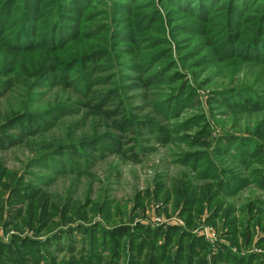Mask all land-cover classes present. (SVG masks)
<instances>
[{"label": "trees", "instance_id": "16d2710c", "mask_svg": "<svg viewBox=\"0 0 264 264\" xmlns=\"http://www.w3.org/2000/svg\"><path fill=\"white\" fill-rule=\"evenodd\" d=\"M99 1L0 0V99L8 92H13L18 86L26 85L29 82L30 76L33 75L24 69L22 77L18 81L14 80L12 69L21 67L18 63L13 66L16 63L13 60L14 58L17 59L19 56L32 54L40 58L51 54L46 57L52 58L56 55L59 59L57 60L53 57V65L48 67L55 69V71L51 72L50 86L56 85L55 83L58 85L64 84L67 88H72L73 92L75 91V93L82 97L84 95L89 97L87 101L72 102L70 104H83L88 111H94V114H86L85 116H93L95 123H99L101 118L108 120L118 117L124 110H119L122 102L108 104L112 92L105 91L97 94L96 83H94L95 78H90L87 71L82 69V67L89 68L91 65L103 66L105 62L112 58V52H106L110 51V48L103 47V51L100 52L93 51V49L89 51L83 49L76 58H74L75 55L73 53L69 54V50H72L78 43L88 40L82 38V36H85L86 31V27L81 30L83 20H80L79 23L77 19L80 18L79 16L82 13H96L97 8L95 4ZM142 1L145 0L108 1L111 3V22L113 23L115 20V24H118L121 21L118 25L119 27H116L112 31L111 38L122 39V42L130 43L129 50L125 51L123 55L120 54L121 57L129 56L130 61L128 63L119 62V64H124L123 67H127L134 72L149 73V71L154 69L151 68L152 61L158 59L159 53L162 54L165 50L163 48L155 52L160 46L159 42H168L169 40L166 38H153L144 34L154 27V25L163 23V21L161 14H157L158 16L155 17V14L152 12V14L144 16V9H140V7L145 4L150 7L153 3L150 0H146L144 3ZM167 1L161 0L165 8L166 3H168ZM108 2L103 9L105 12H101L107 20L108 17L106 15L109 12ZM175 2L177 5L170 8L174 13H170V17H167V19H176L179 16L180 20L208 21L214 18L210 22H199V24L204 26L202 33L206 37L202 41L205 42L204 52L207 53V57L214 55V51L216 50V46L208 41L215 33L212 30L219 23L221 24L218 28L225 29L222 33V35H225L224 38L219 35L221 40L216 42L219 46L218 53L219 50L222 51V56H220L222 60H218L215 63L216 65L229 67L232 62L239 63V60L243 61L240 58H245L248 61H260L259 63L264 62V0H176ZM238 5L241 6L239 7ZM131 9H135V12L131 13ZM174 9L179 10V12H176ZM118 11H120V14L125 12L126 15L138 13V16L127 17V19L122 18L120 20L116 16V12ZM185 12L188 14L187 16H185ZM254 12L256 14H253ZM206 14L209 15L208 18ZM222 15L226 16V21L224 22L221 20ZM237 15H241L244 18L240 23L236 24L240 29L233 34L231 32L232 29L228 31L229 26L227 23L232 22V19ZM253 15L258 17L257 23L255 22V18H252ZM159 20L160 22H158ZM107 24L104 23L103 27L109 31L112 26H107ZM128 25L130 28L135 29L136 32L133 31V34H129L125 28L121 30L122 27H127ZM169 25L171 27L169 30L174 27L186 28L182 27L183 24L178 21L174 23L170 22ZM232 26L234 27V25ZM94 29L91 28L87 32L92 33ZM102 31L99 30L97 33L102 34ZM97 33L95 32V35ZM174 33L171 32L172 35ZM90 35V39H93L94 34ZM108 40L107 36V42H109ZM256 41L257 43H255ZM144 47L145 49L151 47L154 53L147 55L148 59L141 63L142 65H137L136 61L138 60L136 59L138 58L136 54L139 55V50ZM178 47L182 46L179 44ZM187 53L190 56L195 55L196 60L202 59V54L197 56V52L194 49L188 50ZM100 55L102 57L97 59ZM87 59L91 60L86 62ZM198 61L201 63H197V65H204V63L206 66L211 65L210 62L204 60ZM36 67L38 66H34V68ZM162 72L152 73L146 78L140 76V78H137L138 82L134 81L136 78L130 79V84H127V86L129 87L131 84L132 86L143 84L146 88L150 85L154 86L157 79H159L157 76ZM122 73V75H125L124 72ZM179 75L180 73L175 76V79ZM43 76L45 75H42V72L34 76L36 80H33L32 84H35L32 89L31 84L29 95H27L25 102H14L10 106H7L8 108H0V151L12 146L21 145L22 148L35 153L30 158L29 164L40 168L39 171H31L29 176L24 172L9 168L0 158V225L5 227L7 232L12 229L22 230L23 227L20 228L19 226L26 225L28 228L35 230L36 234H48V236L40 240L35 238V236L28 237L12 234V237L8 241L1 239L0 264H41L42 260L47 262L46 250L49 245H51L53 250H59L62 244L60 242L62 240L59 238L60 235L64 234L65 238H68V241L70 239L75 241L74 236L70 239L69 237L75 231L81 230L86 231L90 236L82 238L79 242L80 248L77 249L75 247V249L79 253L81 252V255L85 253V260H88L87 263L118 264L117 259L121 258V255L129 247L130 256L126 260L127 264H207L205 257H203L207 251V242L193 233L183 231L180 227L165 230L164 228H151L142 224L137 226L139 227L138 229H136L137 227L132 228L128 226V228L110 230L104 228L101 224H97L95 227H90L86 230L84 226H78L77 228H71V226L65 230L64 228H60L61 225L70 223L68 220L71 217L67 215L68 206L76 205L79 207L80 205H87L88 209L89 205L79 202V199L77 201L76 197H68L64 202V207L58 206V201L53 199L57 196L47 194L50 184L56 181V177L66 175L67 173L75 178H82L88 175L89 172L87 170L96 153H99V158L106 151L119 153L118 155L124 157L128 151H132V159L137 160L138 157L134 148L123 149V136L126 137L127 133L136 135L135 129L138 127V122L135 120L131 121V124H128L129 129L126 130L128 131L126 134H115L113 131L107 130L105 132L107 137L105 140L99 139L98 136H96V139L93 137L91 140H84L80 144L73 143L68 138L59 142L50 140L51 130H54V127L58 125L65 115L71 114L68 112L71 106L68 103H57L42 107L40 103L35 105L38 96H34V92L39 86L44 85ZM128 76L133 77L132 74ZM175 79L172 77V80ZM168 80L171 79L168 78ZM185 85L181 83V86L176 90L179 96L171 102V107L176 105L177 110L179 107V111L188 107L191 101V99L187 98L190 95L191 90L188 92L190 86L187 85L186 88ZM27 92L28 90L26 94ZM210 99L212 102L218 104L219 107L224 108L225 111L230 110L234 115L249 114L264 109V93H260L247 85L234 86L225 91H215V94ZM129 122L127 120V123ZM132 124L133 126H131ZM257 124L253 125V129ZM153 127L156 130L159 129L167 138H170V133L178 132L181 128H188L189 126L185 123L178 125L177 128L173 127L172 130L158 124L153 125ZM149 129L153 131L152 124L149 126ZM66 133L68 135V131ZM261 135H264V124L261 126ZM214 146L212 149L215 154L218 153L220 155V158L223 157V151L225 150V154L241 159V164L249 170V173L244 177L232 169L225 170L216 161L209 160L208 154L204 152L190 156L191 161L194 159L193 162H190L194 170L197 171L199 169V164L205 163L207 165L196 176L199 181H203V184L194 183V181L185 177L182 180L178 178L171 180V183L175 187L176 204L180 201L177 200L178 194L176 191L182 195V198L188 197L191 199L188 208L184 210V213L187 214L188 223L192 215L195 217V208L201 211L204 202H208L211 205L210 209L216 215L218 214V208L214 205L218 203L219 198L235 197L251 184L264 189V170L262 168L251 170L252 166L247 164L249 162L247 157H254L255 164L261 165V163H264V144L259 142V138H251L250 136L246 137L234 133L228 135L221 134L218 137V143L214 142ZM239 153L243 158L238 155ZM201 155H206L205 161L201 160L199 157ZM209 180L214 182L210 184V189L213 187L216 189L212 192L210 191L209 194H204L205 187L203 186ZM170 186L162 185V189L157 193V197L163 196L164 200L171 199ZM160 193H165V195H159ZM46 197H49V200L45 199ZM212 198L215 199L214 202ZM137 200L138 203H141V199ZM91 201L89 200V202ZM138 203H135V207L142 208ZM166 204L168 203L166 202ZM240 205L242 207L255 205L256 207L263 208L264 199L256 198L255 201L249 199ZM82 209L85 211V207H82ZM116 212L117 214L123 213L121 208L116 209ZM5 213H7L6 217L8 219L5 218ZM55 214L58 215L55 216ZM74 214L81 218L85 217L80 216L78 212H74ZM56 217L59 219H56ZM51 221H54L55 225ZM229 222L231 221H227V223ZM230 226L236 228V223L231 222ZM253 227L248 226L247 229L242 228V230L248 234H253ZM55 230L57 231L55 232ZM95 232L100 233V236H95ZM230 233L229 238L232 239L234 244H237L239 230L237 232L231 231ZM138 240L139 242L137 243ZM259 246L264 247V244H259ZM70 250L73 251L74 249L71 248ZM228 263L264 264V252H261V254L236 255L231 251L228 253L225 250L219 249L217 253L213 254L212 259L208 260V264Z\"/></svg>", "mask_w": 264, "mask_h": 264}, {"label": "rangeland", "instance_id": "374dc122", "mask_svg": "<svg viewBox=\"0 0 264 264\" xmlns=\"http://www.w3.org/2000/svg\"><path fill=\"white\" fill-rule=\"evenodd\" d=\"M108 1L100 0L96 3V13L87 12L79 16L78 22L80 23V20H83L81 30L86 27L85 36H82V38L88 40L78 43L72 50H69V54L73 53L75 55L74 58H76L83 49L85 51L93 49V51L100 52L103 51V47L110 48V51L106 52H112V58L105 62L103 66L91 65L89 68L82 67V69L87 71L90 78H95L94 83H96L97 94L105 91L112 92L108 104L122 102L119 110H124L118 117L108 120L101 118L99 123H95L93 116H85L86 114H94V111H88L83 104H70L72 102L87 101L89 97L86 95L82 97L75 93V91L73 92L72 88H67L64 84L58 85L55 83L56 85L50 86L51 72L55 71V69L48 67L53 65L54 59H59L56 55L53 56L54 59L53 57H46L51 54L40 57L41 59L33 54L22 55L17 59L14 58L13 60L16 63L13 66L17 63L21 65L20 68L12 69L14 80L18 81L22 77L24 69L33 75L30 76L29 82L26 85L18 86L13 92H8L0 99V108H8L7 106H10L14 102H25L27 95H29L30 86L36 80L34 76L42 72V75H45L43 76L44 85L39 86L34 92V96H38L35 105L40 103L42 107L57 103H68L71 106L68 110L71 114L65 115L58 125L54 127V130H51L50 140L59 142L68 138L76 144H80L84 140H91L93 137L96 139V136L101 140H105L107 138L105 133L107 130H111L115 134H126L128 132L126 130L129 129L128 124H131L133 120L138 122V127L135 129L136 135L130 133H127L126 137L122 135L124 137L123 149L134 148L137 153V160L132 159V151H128L124 157L118 155L119 153L106 151L99 158V153H96L87 170L89 172L88 175L82 178H75L67 173L66 175H62L63 177H56V181L50 184L47 194L57 196L53 199L58 201V206L64 207V202L68 197H76L77 201L79 199V202L89 205L88 209L87 205H80L79 207L76 205L68 206L67 215L71 217L68 220L70 223L63 224L60 228H64L65 230L71 226V228L84 226L86 230L87 228L95 227L97 224H101L104 228L110 230L128 228V226L136 228L142 224L151 228H164L165 230L180 227L183 231L193 233L207 242V251L203 256L207 264L208 260L210 261L213 254L217 253L219 249L225 250L228 253L231 251L236 255L261 254V252H264V247L259 246V244H264V206L263 208L256 207L255 205L242 207L240 204L249 199L254 201L256 198L264 199V189L251 184L235 197L219 198L218 203L214 205L218 208V214L216 215L211 211V205L208 202H204L201 211L195 208V217L192 215L188 223L187 214L184 213V210L188 208L191 199L188 197L182 198V195L176 191L178 194L177 200H180L176 204L175 187L171 183V180L175 178L182 180L185 177L191 179L194 183L202 185L203 181H199L196 176L207 165L205 163L199 164V169L196 171L192 168V163H190L194 160L192 159L191 161L190 156L200 152L208 154L209 160L216 161L225 170L232 169L244 177L248 175L249 170L241 164V159L225 154V150L223 151V157L220 158V155L218 153L215 154L212 148L215 147L214 142L218 143V137L221 134L228 135L231 133L259 138V142L264 144V135H261V126L264 124V109L249 114L234 115L230 110L225 111L224 108L219 107L210 98L215 94V91H225L234 86L247 85L260 93H264V62L259 63L260 61H248L245 58H240L243 61L239 60V63L232 62L229 67L216 65L215 63L218 60H222L220 58L222 51L219 50L218 53L219 46L216 42L221 40L219 35L223 38L225 36L222 35L225 29L218 28L221 23L214 27L212 32L215 33L211 39H208L209 43L216 46V50L214 51V55L207 57V53L204 52L205 42L202 41L206 37L202 33L204 26L199 24V22H210L214 18L208 21L180 20L179 16L176 19H167V17H170V13H174L170 8L177 5L176 0H168L166 8L161 0H150L153 3V7H149L146 4L140 7V9H144L143 15L148 16L153 12L155 17H157V14H161L163 23H157V25H154V27L144 34L153 38H166L169 41L159 42L160 46L155 52L164 48V54L159 53V58L152 61L151 68L154 69L149 71V73L131 71V69L123 67L124 64H119V62L128 63L130 61L129 56L121 57L125 51L129 50L130 43H124L122 39L111 38L112 31L116 27H119L118 25L121 21L118 24H115V20L113 23L111 22V3ZM107 2L109 3V12L106 15L108 20L101 13L105 12L103 9ZM142 2L144 3L146 0ZM238 6L240 7L241 5ZM174 10L179 12L177 9ZM133 12H135V9H131V13ZM185 14V16L188 15L186 12ZM253 14H256V12ZM116 16L121 20L122 18L127 19V17L138 16V13L126 15L125 12L120 14V11H118L116 12ZM206 16L208 18L209 15L206 14ZM243 18L241 15H237L232 19V22L227 23L229 26L228 31L232 29L231 32L235 34L240 29L236 24L240 23ZM252 18H255L256 23L258 22L257 16L253 15ZM221 20L222 22L226 21V16L222 15ZM176 21L182 23V27L186 28L174 27L169 30L171 28L169 23ZM104 23H108L107 26H112L109 31L104 29ZM91 28H95L96 30H92V33L87 32ZM124 28L129 34H133V31L136 32L129 25L122 27L121 30ZM99 30H103L102 34L97 33ZM95 32L97 35H95ZM171 32H175L176 34L172 35ZM90 34H94L93 39H90ZM107 36L109 42H107ZM179 44L182 47L179 48ZM192 49L197 52V56L202 54V59L198 60L210 62L211 65L206 66L205 63L204 65H197V63L201 62L196 60L195 55L190 56L187 53L188 50ZM139 53V55L136 54L138 58L136 59L138 60L136 64L142 65L141 63L148 59L146 56L154 53V50L151 47H147L146 49L144 47L139 50ZM101 57L102 55L97 59ZM89 60L91 59H87L86 62H89ZM34 66L38 67L34 68ZM158 71L163 72L157 76L159 79H157L154 86L150 85L147 88L143 84L137 86H132L131 84L129 87L127 86V84H130V79L136 78L134 81L138 82L137 78H140V76L146 78L148 75L152 73L156 74ZM122 72L125 75H122ZM178 73L180 75L175 79ZM130 74L133 77L128 76ZM160 76L162 77L160 78ZM172 77L175 80H172ZM168 78L171 80H168ZM181 83L186 84V88L187 85L191 87L188 89V92L191 91L189 97H187L191 101L188 107L179 111V107L177 110L176 105L171 107V102L179 96L176 90L181 86ZM34 84H32L31 89ZM127 120L130 122L127 123ZM185 123L189 127L170 133V138H167L159 129L156 130L153 127V125L158 124L172 130L173 127L177 128L178 125ZM260 123L262 124L259 125ZM151 124L153 131L149 129ZM256 124L257 126L253 129V125L255 126ZM66 131H68V135ZM34 154L32 151L29 152L19 145L0 151V158L9 168L24 172L30 176L31 171L40 170V168L29 164L30 158ZM238 155L243 158L240 153ZM205 156L201 155L199 157L205 161ZM247 160H249L247 164L252 166L251 170L254 168H262L264 170V163H261V165L255 164L254 157H247ZM188 163L190 164L188 165ZM213 183L210 180L205 182L203 186L205 187L204 194H209L210 191L212 192L216 189L215 187L210 189L209 186ZM162 185H171L172 198H169L170 200L165 199L169 201H165L163 196L157 197V193L162 189ZM159 195H165V193H160ZM45 199L49 200V197ZM137 199H141V203H138ZM89 200L92 201L89 202ZM135 203H138L142 208L135 207ZM82 207H85V211ZM118 208H121L123 213L117 214L116 209ZM74 212H78L80 216L85 217L81 218L75 215ZM6 216L7 213H5V218H7ZM105 218H107L106 221ZM56 219L59 218L56 217ZM227 221L236 223V228L231 227V222L227 223ZM51 222L55 225L54 221ZM248 226H254L253 234H248L242 230V228L247 229ZM19 227H23V229H12L7 232V229L0 225V240L8 241L12 237V234L28 237L35 236V238L40 240L48 236V234H36L35 230L28 228L26 225H20ZM237 230H239L237 244H234L229 236L231 235V231L237 232ZM87 234L86 231H75L69 237L70 239L74 236L75 241L71 239L68 241V238H65L64 234L60 235L59 238L62 240L60 241L62 244L59 250H53L51 245H49L46 250L48 261L42 260L41 264H91L87 263V259L85 260V253L81 255V252L79 253L75 249V247L77 249L80 248L79 242L82 238L90 236ZM95 236H100V233L95 232ZM71 248L74 250H70ZM129 249L127 247V251L121 255V258L117 259L118 264H127L126 260L130 256Z\"/></svg>", "mask_w": 264, "mask_h": 264}]
</instances>
